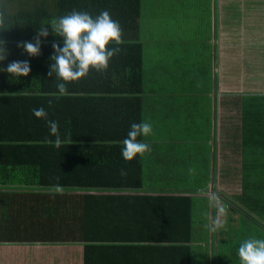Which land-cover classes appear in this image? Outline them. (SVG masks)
<instances>
[{
	"label": "crops",
	"instance_id": "obj_1",
	"mask_svg": "<svg viewBox=\"0 0 264 264\" xmlns=\"http://www.w3.org/2000/svg\"><path fill=\"white\" fill-rule=\"evenodd\" d=\"M139 12L141 100L152 125L140 158L156 192L115 194L124 206L107 214L127 218L133 237L154 230L163 239L186 238L190 219L194 264H225L222 240L264 238V0H141ZM2 212L21 217L16 203ZM19 221L8 228L24 231ZM84 250L0 243V264H84Z\"/></svg>",
	"mask_w": 264,
	"mask_h": 264
},
{
	"label": "trees",
	"instance_id": "obj_2",
	"mask_svg": "<svg viewBox=\"0 0 264 264\" xmlns=\"http://www.w3.org/2000/svg\"><path fill=\"white\" fill-rule=\"evenodd\" d=\"M24 4L29 6L23 11ZM140 5L141 0H0V59L5 58L0 67L27 60L31 69L21 77L0 71V228L4 227L0 243L82 244L84 264H194L190 219L186 238L163 239L154 230L136 232L148 237H133L124 224L127 218L107 214L110 204L124 206L115 194L153 191L145 187L140 155L130 161L121 156V142L131 123L146 121L142 44L137 41ZM73 10L92 15L107 10L121 26V41L108 45L119 51L106 69H91L68 83L70 95L57 97L52 95L56 87L49 64L53 43L63 41L51 25ZM42 26L49 35L41 37L40 53L31 56L22 44L35 42ZM128 97L132 103L125 101ZM39 107L46 109V117L33 115ZM47 120L59 122L64 140L60 148L49 143L54 137ZM138 139L150 142L147 136ZM183 198L191 203L189 197ZM10 203H16L21 217L2 212ZM189 211L190 207L191 218ZM3 219L11 223L4 226ZM17 219L26 223L24 231L8 228ZM139 222L135 218L134 223ZM139 241L148 242L132 243Z\"/></svg>",
	"mask_w": 264,
	"mask_h": 264
},
{
	"label": "clouds",
	"instance_id": "obj_3",
	"mask_svg": "<svg viewBox=\"0 0 264 264\" xmlns=\"http://www.w3.org/2000/svg\"><path fill=\"white\" fill-rule=\"evenodd\" d=\"M55 35L62 37V44L53 43V54L50 57L49 75L55 79L56 91L52 95L61 97L70 95L68 83L77 81L88 75L91 69H106L109 60L119 51L117 48L108 47L111 42L117 44L121 41V26L114 20L107 10L96 15L87 11L73 10L58 17L56 23L51 25ZM35 42L25 41L22 44L24 50L31 56L38 55L41 50V37L49 35L48 28L42 26L36 30ZM3 45V41H0ZM2 58L0 60H4ZM30 64L27 60L10 62L6 68L0 67V71H6L11 76H26L30 72ZM33 115L37 118L47 116L44 107L34 108ZM49 133L54 137L50 140L54 147L60 148L64 143L60 132L59 122L47 120ZM152 132V125L147 121L133 122L122 140L121 156L125 161H130L138 154L143 156L150 151V145L143 139ZM121 175H126L124 169ZM237 255L241 264H264V238L251 237L243 240L237 249Z\"/></svg>",
	"mask_w": 264,
	"mask_h": 264
},
{
	"label": "rangeland",
	"instance_id": "obj_4",
	"mask_svg": "<svg viewBox=\"0 0 264 264\" xmlns=\"http://www.w3.org/2000/svg\"><path fill=\"white\" fill-rule=\"evenodd\" d=\"M238 237L239 236L234 235L233 238L228 239L229 242H227V240L222 241L224 243V247L221 248L222 249L221 255L222 257H224V260L225 258L227 259L225 264H241L240 259L237 255L238 248L232 249L234 244H240L242 242V240H239ZM200 239L201 236L197 235L195 239V245L198 250H202L204 252L205 246ZM203 264H208V263L204 260Z\"/></svg>",
	"mask_w": 264,
	"mask_h": 264
}]
</instances>
